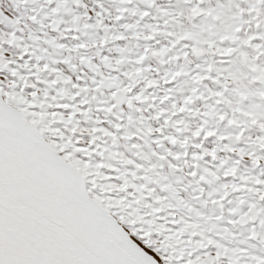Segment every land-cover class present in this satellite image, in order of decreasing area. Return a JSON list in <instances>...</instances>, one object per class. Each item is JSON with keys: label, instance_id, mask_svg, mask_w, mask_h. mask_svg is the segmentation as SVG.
Listing matches in <instances>:
<instances>
[{"label": "snow or ice", "instance_id": "6c2138e0", "mask_svg": "<svg viewBox=\"0 0 264 264\" xmlns=\"http://www.w3.org/2000/svg\"><path fill=\"white\" fill-rule=\"evenodd\" d=\"M26 2L27 0H20L21 4ZM81 2L82 0H48L49 4L55 6L50 8L43 19L49 20L48 26L55 29L62 22L59 19L61 13L70 11L69 4L80 5ZM127 2L128 0H121V3ZM145 2L151 5L154 0ZM247 3V8L237 6V11L231 14L232 22L226 24L222 31H168L167 36L172 38L169 45L157 50L145 49L143 54L135 58L128 55L129 49L121 48L119 56L104 57L102 63L110 69L131 63L133 66L123 75L132 81L146 71L142 65L149 52L160 57L161 63L166 62L164 57L177 60L179 56L169 54L178 43L190 40L193 55L215 51L227 56L239 51L249 72L242 74L228 69L218 70L216 81H223L224 90L229 83L242 79H249V84L264 82V65L256 63L259 56H264V34H252L246 38L239 35L242 30V17L245 14L258 15L264 0H247ZM118 11L124 12L126 9L121 8ZM202 11L204 10L199 3L191 8L193 15ZM163 14L172 15L166 11ZM223 14L222 6L207 10V15L213 19H220ZM96 15L100 16L101 13ZM140 15L143 18L148 12ZM85 17L87 12L73 15L71 27L66 30L78 29ZM120 18L116 17L117 20ZM30 19L36 21L37 17L32 16ZM101 23L102 20L97 21L98 25ZM126 30L131 31L137 39H151L163 29L159 24L142 26L137 21L135 24L126 25ZM205 31L209 35L205 36ZM125 38L123 32L109 33L106 29L105 35L99 39L83 41L68 51L75 52L90 46L107 44L109 40ZM28 39L33 44L23 42L24 38L17 36L15 32L0 36L3 43L22 47L18 60L23 61L18 63L17 59L9 60L0 47V66L16 65L9 69L13 79L8 80L6 85L0 81V264H264V255L252 254L243 247H229L221 239L208 235L211 228L206 232L204 226L212 222L213 217L205 216L192 204L180 198L174 183L167 176L161 175L157 164L146 165L141 162L148 159L143 154L141 144H132L131 148L137 151L130 150L131 154H126L118 150L117 132L99 126L80 127L79 116H87L91 111L82 107L89 103V92H99L105 87L115 89L111 95L114 103L99 102L97 111L106 113H112L125 99L131 106L133 101L144 103L150 97L143 92L135 96L128 95L132 92L130 84H124L118 77L102 72L99 73V80L92 81L94 87L74 83L70 76L53 67L54 64H70L73 57L69 55L58 60L48 52V48L63 49V44L49 39L43 42L48 48H36L34 44L41 38L32 33ZM257 39L262 43H253ZM243 47H252L257 55L250 57L247 52L240 50ZM188 55V52L183 53L186 60ZM25 56L30 59H24ZM32 57L35 58V63L31 62ZM80 63L99 71V66L92 64L86 57L81 56ZM72 67L75 68V65ZM213 70V65L209 64L196 72L191 76L192 83L199 85L209 79V73ZM49 71L56 75L54 79L38 81L44 87L32 82V77ZM182 74L183 69L177 72L166 71L159 79L148 80L147 86H158L161 81L170 83ZM249 84L241 83L236 89L238 98L231 116L228 113L219 114L216 110V105L225 99V91L209 89V98L214 103L206 105L207 110L201 113L202 122L199 127L191 130L183 120L173 121L172 116L190 110V105L201 98L198 95L199 89L193 87L181 104L173 103L172 108L175 111L171 116L165 117L161 127L146 126L137 129V133H142L143 137L159 134L161 139L155 141L159 146H163L164 141L186 146L201 134L206 137L215 135L208 123L210 117L217 115L220 120L227 119L230 126L239 127L251 121L264 130V106L259 103L245 105L253 96L264 100V89H252ZM68 86L77 90L72 99L84 94L79 103L60 102L68 95ZM26 88L32 90L25 94ZM168 98L163 97L161 103ZM92 99L95 100L96 97L93 96ZM164 115V110H161L157 113V118ZM100 123L95 122L97 125ZM169 125L174 128L175 134H165V128ZM115 127L118 130L120 125ZM187 132L191 134L185 135ZM80 133H87L90 137L87 144L81 142ZM104 137L110 138L111 143L107 140L98 142ZM131 138L132 136L126 137ZM230 138L220 137L221 140ZM239 139L240 135L234 137L235 141ZM252 143L251 151L232 145L226 147L229 151L238 152L242 158L249 157L259 163L264 160V154L260 151L264 150V136L257 137ZM197 147L202 148V151L193 154V161L198 162L205 157L217 158L215 148H203L202 145ZM152 155L158 156L160 160L167 159V156L180 160L186 153L166 150V155L156 152H152ZM237 164L238 161L229 164L227 160H221L223 175L237 176ZM192 166L195 169L200 168L199 163ZM218 171L203 169L196 183L218 180ZM191 175L197 177L198 172L193 171ZM239 179L241 183H224L215 192L209 193L211 203L222 208L223 201L230 193L245 188L264 199V179L252 175H240ZM244 204L245 201L241 200L230 210L236 219L229 220V223H248L259 218L260 225L264 227V208L250 203L247 211H244ZM180 208L186 209L191 215L178 216L175 211L165 214L166 209ZM214 219L220 221L222 217L217 216ZM215 227L216 224L212 223V228ZM223 231L228 233L230 230L225 228ZM250 235L252 238L256 237L257 230L253 228ZM157 256L159 260L156 259Z\"/></svg>", "mask_w": 264, "mask_h": 264}, {"label": "rangeland", "instance_id": "374dc122", "mask_svg": "<svg viewBox=\"0 0 264 264\" xmlns=\"http://www.w3.org/2000/svg\"><path fill=\"white\" fill-rule=\"evenodd\" d=\"M199 3L202 11L197 15L191 13V8ZM86 5V7H85ZM55 4H49L48 0H27L26 3L21 4L20 0H0V36L6 33L15 32L17 36L24 38L23 42L33 44V41L29 40V34H36L41 39L34 44V47L48 48L43 42L49 39H55L58 43L63 44V49L48 48V52L54 59H62L65 56L71 55L73 57L70 64H54L53 67L60 69L65 75L70 76L74 83L81 85H92L93 80H99L100 74L111 75L118 77L124 82V84H130L132 92L128 95L135 96L141 92L144 95L150 97L147 102L140 103L133 101L131 106L128 105L125 99L117 109L112 113H106L103 111H97L100 106V101H108L114 103L111 100L112 92L114 88L105 87L99 92H89L87 98L88 104L82 107L87 110L91 109L87 116H79L80 127L90 128L93 126L106 127L111 131L117 132L119 136L118 150L131 154V152L137 151L132 149V144H141L143 146V154L147 155V160H142V163L146 165L157 164L158 171L163 176H167L171 182L174 183L179 191V197L192 204L196 209L200 210L205 216L213 217V221L206 224V229L211 228V232H207L208 235L214 236L216 239H221L223 243L229 247H243L247 248L250 253L255 255H264V227L260 225L259 218L256 221L248 223L230 224L229 220L236 219L231 215L230 210L237 205L241 200L245 201L242 206L244 211H247V206L250 203H255L258 208H264V199L255 193L248 191L247 188L237 192H232L223 201V207L213 205L209 197V193H213L224 183H241L240 175H252L264 179V160L257 163L254 159L249 157H241L238 152H232L228 150V145L242 148L247 151L253 149V141L260 136H264V130H261L258 124H253L248 121L246 124H241L239 127L230 126L227 119L220 120L219 116L210 117L208 127L215 131L213 136H204L201 134L199 137H195L191 142L182 146L180 144H170L164 141L163 146H159L155 143L157 139H161L159 134H153L151 136L143 137L142 133H137V129L151 126L153 128H159L164 123L166 116H171L175 109L172 108L173 103L177 105L181 104L183 98L190 94L193 87L199 89L198 95H201L200 99H197L192 105L190 110L176 113L172 116V120H183L191 130L199 127L202 122L201 113L206 111V105L214 103L209 98V89L212 90H224L223 81L217 83L216 77L218 76V70L228 69L231 71H238L242 74L249 72L246 64L242 62L239 51L232 53L231 55H222L218 52L204 53L202 55H193L191 53L192 41L184 40L176 45L173 52L169 56H179V59L172 60L169 57H164L165 63H161V58L153 56L151 52L144 60L143 67L146 71L141 77L135 80L129 81L123 74L128 71L133 65L131 63H125L115 69L106 67L102 61L104 57H117L120 55L119 49H129L128 55L132 58L143 54L145 49L157 50L161 47L170 44L171 37L167 36L168 31H181V30H193L200 31L201 29H210L212 32L222 31L226 24L231 23V14L237 11V6L241 8H247V0H154L149 5L145 0H128L127 3H121V0H82L80 5L74 3L69 4L70 11L61 13L59 19L62 21L55 29L49 27V20H44L43 17L54 7ZM223 7V15L220 19H213L207 15L208 9H219ZM124 8L126 11L119 12L118 9ZM171 13V16H165L164 12ZM87 12V17L81 21L78 29L67 31L71 27V19L73 15H83ZM142 12H148V15L141 18ZM96 13H101L97 16ZM36 16L37 20L33 21L30 17ZM117 16L121 18L116 19ZM175 17V19H173ZM255 17V18H253ZM98 20H102L101 24H97ZM19 21V22H17ZM42 21V22H41ZM137 21L143 26L145 24H159L162 26V31L151 39L135 38L131 31L126 30V25L135 24ZM165 21H168L165 24ZM242 30L239 33L241 38H246L252 34H264V5L260 6V13H255L252 16L245 14L242 17ZM88 25V27H85ZM109 33L123 32L125 39L122 40H109L107 44L90 46L79 51L69 52V49L75 47V45L83 41H91L93 39H99L105 35V30ZM204 35H209L208 31L204 32ZM253 43H262L257 39ZM229 46V45H225ZM237 47V45H230ZM0 47L4 51V55L9 60L17 59L18 63L23 61L18 60V57L22 53V47L16 45H9L0 41ZM249 54V56H256L257 53L252 47H243L240 49ZM188 52L187 60L184 58L183 53ZM88 58L92 64L99 66V71L94 70L87 64L80 63V57ZM24 59H30L29 56H25ZM31 62L35 63V58H31ZM45 61H41L44 63ZM257 64L264 65V56H259L256 60ZM209 64L213 65V71L209 73V79L202 81L199 85H194L191 81V76L196 72L206 68ZM75 65V68L72 67ZM15 64H9L7 67L0 66V81L6 85L8 80L13 79L9 71L10 68L15 67ZM183 69V74L178 76L170 83L161 81L158 86L148 87L147 82L150 79H159L164 72H177ZM55 73L41 72L37 76L32 77L33 83L38 81L51 80L55 78ZM249 84V79H242L234 81L228 84L225 91V99L218 105H216L217 113H228L231 116L232 108L235 106V101L238 98L236 95V89L240 87V84ZM39 87H44L42 83H38ZM249 86L252 89H264V82L256 81ZM69 91L61 103L75 104L79 103L84 98V94L72 99V96L77 91L68 86ZM32 89H24L25 94ZM54 94V93H53ZM96 99L93 100L92 97ZM169 97L166 101L161 103L163 97ZM231 101V103H230ZM259 103L264 106V100L258 97H250L245 102L246 106ZM164 110L165 115L157 118V113ZM96 121H100L99 125L95 124ZM116 125H120L117 130ZM242 132V135H241ZM135 134V135H133ZM165 134H175L174 128L169 125L165 128ZM190 132L185 135H190ZM81 142L87 144L90 137L87 133H80ZM240 135L238 141L234 140V137ZM132 136L131 139L126 137ZM231 137L230 139L221 140L220 137ZM107 140L111 143L110 138L104 137L99 143ZM147 141V143H145ZM197 145H202L203 148L217 150V158L205 157L203 160L195 162L192 160V156L195 153L202 151V148H198ZM166 150L172 153H181L180 160H175L172 156H167V159L160 160L158 156H153L152 152H156L161 155H166ZM261 154H264V150H260ZM221 160H227L229 164L238 161L237 176L223 175L224 169L220 167ZM199 163L200 168L195 169L192 165ZM210 169L218 171L219 179L214 180L211 183L200 182L196 183L199 174H202L203 169ZM197 171V177H193L191 173ZM155 187V185H153ZM251 187V185L249 186ZM159 191V188H157ZM175 202V201H173ZM175 211L177 215H191L186 209H166L167 212ZM220 216V221H215V217ZM212 223L216 224L215 228H212ZM227 228L230 231L224 233V229ZM255 228L258 235L254 238L251 237V231ZM135 239V238H133ZM148 250V249H146ZM156 255L155 253H150ZM159 260V257H156Z\"/></svg>", "mask_w": 264, "mask_h": 264}]
</instances>
